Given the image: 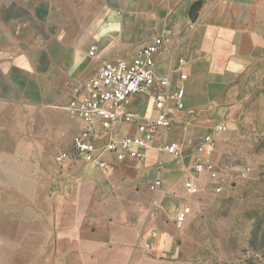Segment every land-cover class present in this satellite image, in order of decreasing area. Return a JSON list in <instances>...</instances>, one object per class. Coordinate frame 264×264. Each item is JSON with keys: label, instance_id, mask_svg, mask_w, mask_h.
I'll use <instances>...</instances> for the list:
<instances>
[{"label": "crops", "instance_id": "0c3cea01", "mask_svg": "<svg viewBox=\"0 0 264 264\" xmlns=\"http://www.w3.org/2000/svg\"><path fill=\"white\" fill-rule=\"evenodd\" d=\"M158 35L171 37L160 72L186 60L174 75H187L186 108L166 132L181 156L148 150L106 170L58 161L81 129L63 108L71 85ZM218 123L228 129L217 141L240 128L264 133V0H0V198L16 230L30 231L31 242L16 243L47 246L35 261L164 264L183 223L175 214L202 196L186 150ZM159 161L163 182L152 189Z\"/></svg>", "mask_w": 264, "mask_h": 264}, {"label": "built area", "instance_id": "2783aa9c", "mask_svg": "<svg viewBox=\"0 0 264 264\" xmlns=\"http://www.w3.org/2000/svg\"><path fill=\"white\" fill-rule=\"evenodd\" d=\"M194 27L191 21L189 29ZM170 40L169 35H158L130 57L105 59L94 75L71 85L63 108L72 120L81 122V129L73 139L72 149L58 155V161L78 159L106 170L111 160L142 159L148 150L181 156V146L168 140L166 132L174 125L175 114L186 108L183 81L187 75L181 74L178 82L174 80L186 60L177 56L167 72H160L157 66V56L166 51ZM94 51L92 47L90 53L94 55ZM122 126L131 130L121 134ZM226 128L219 123L203 137L195 149L192 174L203 173L209 165L207 158L213 153V133ZM157 168L152 189L163 182L161 161ZM187 191L190 195L199 192L193 179L187 182ZM190 211V207H183L176 220L185 222Z\"/></svg>", "mask_w": 264, "mask_h": 264}, {"label": "rangeland", "instance_id": "374dc122", "mask_svg": "<svg viewBox=\"0 0 264 264\" xmlns=\"http://www.w3.org/2000/svg\"><path fill=\"white\" fill-rule=\"evenodd\" d=\"M200 143L186 150L191 173ZM213 144L200 175L202 196L194 198L186 222L172 233L174 246L164 264H264V133L240 128ZM4 200L0 198V264H52L47 255L35 261L47 246L16 243L30 231L16 230L17 223L3 212ZM24 238L20 241L31 242L30 235Z\"/></svg>", "mask_w": 264, "mask_h": 264}, {"label": "water", "instance_id": "95a60500", "mask_svg": "<svg viewBox=\"0 0 264 264\" xmlns=\"http://www.w3.org/2000/svg\"><path fill=\"white\" fill-rule=\"evenodd\" d=\"M193 14H195L194 10L191 11L190 16L193 17Z\"/></svg>", "mask_w": 264, "mask_h": 264}]
</instances>
